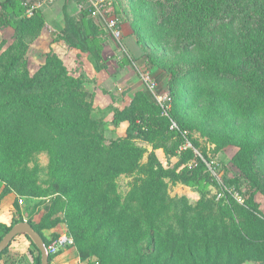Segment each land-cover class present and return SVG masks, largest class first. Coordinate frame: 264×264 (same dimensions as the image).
Wrapping results in <instances>:
<instances>
[{
	"label": "rangeland",
	"instance_id": "obj_1",
	"mask_svg": "<svg viewBox=\"0 0 264 264\" xmlns=\"http://www.w3.org/2000/svg\"><path fill=\"white\" fill-rule=\"evenodd\" d=\"M22 3L24 5V1ZM114 4L122 36L114 37L104 20L89 15L94 25L103 30L99 38L101 53L96 56L88 53L89 64L83 72L79 68L75 72V64L68 61L71 74L85 78L87 112L95 125L81 129L79 136L68 134L61 141H56V134L45 125H38L22 159L18 158L12 144L1 146L2 169L32 176L40 189L51 187L42 197L17 195L18 201L23 200L19 202L20 210L26 217L33 216L39 221L53 206L52 219H62L57 226L72 239L68 245L76 249L79 257L74 237L68 233L66 215L91 203L96 204L97 214L103 215L109 226L117 224V233L130 242H143L153 226L156 241L166 255L183 256L187 244L201 253L207 239L212 252L232 245L237 239L230 223L220 214V200L228 188L224 178L235 176L237 170L231 158L239 148L261 141L264 114L245 117L235 114L234 108L228 106L208 112V98L194 87L200 72L191 75L183 72L209 54L228 62H239L255 43L264 45V0H227L220 6L222 13L210 24V19L183 16L174 10L160 12L153 0H114ZM50 5L57 7L58 0ZM21 7L19 4L14 11L23 14ZM64 8L68 10V5ZM13 33V27L0 29V43L7 42V47L13 41ZM55 36L56 32L50 29L30 45L28 59L32 72L44 63ZM57 38L59 42L60 33ZM172 67L182 72L176 77L174 92L169 74L161 82L157 81L160 73ZM150 81L155 84H149ZM200 81L205 82L206 78L201 77ZM138 93L154 103L170 123L172 120L177 123L176 128L170 125V129L183 135L185 143L180 149H194L205 162L209 181L189 184L167 181L154 191L148 163L153 143L128 139V125L115 128L112 124L114 113L129 106ZM169 98L170 109L166 111L163 106ZM73 111L81 113L78 109ZM174 112L183 119L184 128ZM193 141H198L200 146L195 147ZM95 142L100 145L98 150L91 146ZM63 148L71 154L75 165L70 173L60 174L55 170L56 155ZM157 152L167 163L164 149ZM171 157V161L177 160ZM257 166L264 175V149ZM73 169L88 181L80 186L74 201L71 196L52 189L66 174L72 175ZM5 184L0 177V186ZM243 189L245 191V187ZM235 197L242 200L238 193ZM256 199L264 218V195L258 193ZM237 221H243L239 213ZM115 254L123 255L114 253L115 257ZM100 262L93 254L82 260L83 264Z\"/></svg>",
	"mask_w": 264,
	"mask_h": 264
},
{
	"label": "trees",
	"instance_id": "obj_2",
	"mask_svg": "<svg viewBox=\"0 0 264 264\" xmlns=\"http://www.w3.org/2000/svg\"><path fill=\"white\" fill-rule=\"evenodd\" d=\"M153 1L160 12L174 10L183 16L210 19V24L222 13L220 6L227 0ZM77 2L86 15L76 18L66 13L65 30L75 37L68 44L94 56L99 55L102 50L99 38L103 30L98 29L89 18L85 0ZM19 4H22L23 14L14 11ZM43 10L27 16L22 0H0V29L14 28L13 41L7 47V42L0 43V150L2 144L10 143L20 159L25 157V148L31 143L32 133L38 125H45L47 130L55 133L56 141H61L68 134L79 136L81 129L95 125L89 111L87 112L89 104L84 91L85 78L83 75L71 74L58 53L52 49L48 51L44 63L34 72L29 67L28 50L40 37L45 26ZM116 10L119 11L118 8ZM244 56L239 62H228L212 53L183 72L184 75L200 72L194 87L208 98V112H216L223 106H228L234 108L235 114L245 117L264 114V45L255 43ZM96 66L100 67L98 64ZM181 73L180 69L172 67L160 73L157 81L161 82L169 74L171 91L174 92L176 77ZM201 77L206 78V81L201 82ZM76 109L81 113L76 114L73 111ZM173 115L184 128L186 124L183 119L175 112ZM112 124L115 128L128 125V139L153 143L148 163L154 191L167 181L187 184L209 181L205 162L196 155L193 148L180 149L185 143L183 135L170 129V119L162 115L160 109L145 99L142 93H138L129 106L114 113ZM261 128L264 129V125ZM262 136L260 142L239 148L231 158L237 172L233 178H224L228 188L220 200V214L230 223L236 243L212 252L207 239L201 253L187 244L183 256L166 255L165 249L156 241L153 226H150L143 242H130L129 238L124 239L117 233V224L109 226L103 215L97 214L96 204L91 203L83 204L66 215L68 233L74 237L82 258L80 259L85 260L93 254L100 258V264H245L248 261L252 264H264V218L256 199L258 193L264 195V175L257 166L258 157L264 149V134ZM193 144L195 147L200 146L198 141H193ZM91 146H95L96 150L100 148L97 142ZM160 148L166 153L167 163L161 160L157 152ZM171 156L177 157V160L171 161ZM56 158V172L70 173L75 165L71 154L63 148ZM193 159L195 161L190 163ZM2 162L0 161V177L6 184L0 199L10 192L28 197L47 195L51 187L47 190L40 189L32 176L17 175L2 169ZM87 182L77 169H73L72 175L66 174L64 179L52 185V189L71 196L74 201L80 186ZM235 193L242 197L241 201L235 197ZM16 208L10 225L0 222V240L13 225L27 219L48 246L52 241L47 238L44 230L54 228L62 221L59 217L52 219L53 206L39 221H35L33 216H23L18 199ZM238 213L243 221H237ZM32 244L36 247L33 241ZM113 252L123 255L115 254V257ZM52 257L50 254V261ZM40 263L41 253L36 264Z\"/></svg>",
	"mask_w": 264,
	"mask_h": 264
},
{
	"label": "crops",
	"instance_id": "obj_3",
	"mask_svg": "<svg viewBox=\"0 0 264 264\" xmlns=\"http://www.w3.org/2000/svg\"><path fill=\"white\" fill-rule=\"evenodd\" d=\"M35 3L39 0H22V2ZM57 1V0H55ZM54 1V2H55ZM53 2V3H54ZM58 6H52L49 4L45 6L43 10V15L45 19V26L42 33H48L51 31L56 32V36L52 38L49 47L60 55L68 66V61L70 64H75V72L79 68L80 71H87V66L89 64L88 52H83L82 50L70 47L69 42L75 40L73 34L66 31L65 17L66 13L79 18L86 15L85 10H82V6L77 2V0H58ZM64 5H68V10H65ZM89 11V9L87 8ZM90 15V13H89ZM41 33V35H42ZM58 33L61 35V40H58ZM40 35V37H41ZM49 49V51L51 50ZM69 67V66H68ZM70 68V67H69ZM88 73V72H87ZM4 189V186H0V195ZM16 201L17 194L15 192H10L0 199V222L11 224L14 215L16 214ZM21 211V210H20ZM22 213V211H21ZM23 214V213H22ZM23 216L26 217L24 214ZM27 220V219H25ZM45 235L49 240H53V237L59 235V237L65 234L64 229L58 226L50 229L44 230ZM67 234V233H66ZM37 247L32 244L31 238L26 234L18 235L11 243L8 251L0 258V264H36L39 253ZM50 264H83L80 259L78 252L72 246L66 245L62 247L58 253L54 254ZM245 264H252L248 261Z\"/></svg>",
	"mask_w": 264,
	"mask_h": 264
},
{
	"label": "built area",
	"instance_id": "obj_4",
	"mask_svg": "<svg viewBox=\"0 0 264 264\" xmlns=\"http://www.w3.org/2000/svg\"><path fill=\"white\" fill-rule=\"evenodd\" d=\"M55 0H39L35 3L24 2V6L26 8V15L33 16L35 13L44 8L45 6L53 3ZM88 5L90 15L100 18L106 22V26L112 32L114 37L120 38L122 36V28L120 26V21L116 17L115 9L113 8V0H85ZM149 84L154 85L153 81H150ZM171 98L167 99V102L164 103V108L167 111L169 108V104L171 103ZM177 127V123L172 120L171 128L174 129ZM19 202L22 203L23 200L19 199ZM72 243V239L65 233L58 237L56 240H53L48 246L47 251L54 255L58 253V251Z\"/></svg>",
	"mask_w": 264,
	"mask_h": 264
},
{
	"label": "water",
	"instance_id": "obj_5",
	"mask_svg": "<svg viewBox=\"0 0 264 264\" xmlns=\"http://www.w3.org/2000/svg\"><path fill=\"white\" fill-rule=\"evenodd\" d=\"M20 234L28 235L41 253L40 264H50V253L38 231H36L28 220L13 225L8 233L0 240V255L10 247L12 241Z\"/></svg>",
	"mask_w": 264,
	"mask_h": 264
}]
</instances>
